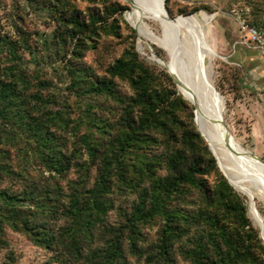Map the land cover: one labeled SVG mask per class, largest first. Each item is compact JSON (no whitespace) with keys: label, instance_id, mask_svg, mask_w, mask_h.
Returning <instances> with one entry per match:
<instances>
[{"label":"trees","instance_id":"trees-1","mask_svg":"<svg viewBox=\"0 0 264 264\" xmlns=\"http://www.w3.org/2000/svg\"><path fill=\"white\" fill-rule=\"evenodd\" d=\"M76 1L31 4L55 22L45 44L69 54V89L85 103L58 93L51 78L23 61L21 39L0 33V178L21 184L0 187V246L11 229L52 251L46 264H132L124 243L155 264H177V253L190 264H264L261 230L169 73L141 58L135 42L105 73L82 61L102 35L120 33L112 14L126 23L129 7L87 0L95 5L83 11ZM257 19L248 20L264 29ZM74 167L80 178L64 183ZM119 194L135 198L123 221L109 224ZM152 222L159 223L157 242L144 250Z\"/></svg>","mask_w":264,"mask_h":264},{"label":"rangeland","instance_id":"rangeland-1","mask_svg":"<svg viewBox=\"0 0 264 264\" xmlns=\"http://www.w3.org/2000/svg\"><path fill=\"white\" fill-rule=\"evenodd\" d=\"M110 1L129 7L123 14L126 23L120 20L118 13L112 14L111 20L113 18L118 19L120 33L118 35H102L96 45L97 47L89 49L82 61L94 67L96 72L105 73L106 68L120 56L124 48L135 42L141 58L160 70L167 71L169 75L171 72L177 79L175 64L168 52L152 40L141 36L131 24L127 15L128 10L131 9L130 3L126 0ZM76 5L86 11L88 6L95 4L87 0H77ZM34 7L31 0H0V33L8 35L12 39H21L20 53L23 61L30 69H40L42 73L51 78L58 93L73 101L87 102V97L82 96L81 100L77 93L69 89L70 78L65 67V61L69 54L67 58L61 57V54H55L54 48L49 50L45 44V39H49L55 22L52 18L47 17L45 11L35 10ZM233 7H236L246 19L253 21L255 15L259 23H264V0H219V2L212 0H168L166 4V8L172 17L178 15L197 17L201 11L215 14L210 22L204 26L206 40L215 51V56L206 57V63L209 66L216 92L217 90L220 91L225 98L221 117L226 121L232 134L230 140L227 139L229 134L221 123L219 129L225 139L226 146L239 157L246 156V154L251 155L250 151H252L264 158V55L258 49L240 42L241 32L237 21L231 14ZM150 24L157 34L162 33V28L157 21H150ZM146 41L150 42L157 55L166 61L158 59L148 49ZM118 82L121 89L129 93L128 84L124 81ZM175 85L187 100L179 81L178 86L176 83ZM217 94L219 95L218 92ZM219 97L221 100L220 95ZM93 100L100 101L98 98ZM187 101L192 105L189 100ZM192 109L194 112L193 105ZM72 111L77 112V110ZM195 126H197L196 123ZM69 144L70 142H68ZM251 157L256 162L261 163L252 155ZM20 161V157L15 153L13 165L17 166ZM80 175L78 168L74 167L68 172L63 182L66 183L67 179H79ZM89 175V181H92L96 175V168H92ZM5 186L20 188L21 184L18 180L8 177L0 178V187ZM238 192L248 204V214L253 225L261 230V226H264V198L256 195L253 205H251L249 197L239 190ZM133 198H135L134 194L116 195L115 209L108 213L107 222L115 225L122 222L123 211L129 209ZM158 230V222H152L145 227L146 237L140 242L144 250L151 248L157 242ZM6 232L8 244L0 246V264H46L50 260L53 252L34 244L27 235L11 229H7ZM124 245L132 264H155V262L150 261L151 258L147 253L139 258L129 252L127 243ZM176 257L177 264H190L189 261L182 259L179 253ZM148 258L150 259L148 260Z\"/></svg>","mask_w":264,"mask_h":264},{"label":"bare ground","instance_id":"bare-ground-1","mask_svg":"<svg viewBox=\"0 0 264 264\" xmlns=\"http://www.w3.org/2000/svg\"><path fill=\"white\" fill-rule=\"evenodd\" d=\"M126 1L131 5L128 18L138 33L163 47L174 62L177 79L194 107L197 129L211 146L222 170L236 188L249 197L251 205L256 195L264 198V164L256 162L249 154L239 157L232 152L226 146L220 123L215 120L221 118L225 104L215 90L206 63V57L212 58L215 51L204 35V26L215 14L201 11L197 17L178 15L168 18L162 0ZM150 21L160 24L161 34L154 31Z\"/></svg>","mask_w":264,"mask_h":264},{"label":"built area","instance_id":"built-area-1","mask_svg":"<svg viewBox=\"0 0 264 264\" xmlns=\"http://www.w3.org/2000/svg\"><path fill=\"white\" fill-rule=\"evenodd\" d=\"M231 14L237 21L241 32L240 42L258 49L264 55V29L243 17L236 7L232 8Z\"/></svg>","mask_w":264,"mask_h":264},{"label":"water","instance_id":"water-1","mask_svg":"<svg viewBox=\"0 0 264 264\" xmlns=\"http://www.w3.org/2000/svg\"><path fill=\"white\" fill-rule=\"evenodd\" d=\"M162 6H163V10H164V12H165V14H166V17L170 18L171 15H170V13L168 12V10H167V8H166L165 0H162ZM146 46L148 47V49H149L150 51H152V53H153L155 56L158 57V59H160V60H162V61H166V59H164L163 57H160V56L157 55V53L153 50L152 46L150 45V42L146 41ZM170 75H171L173 81H174V82L177 84V86H178V81H177V79L174 77V75H173L171 72H170ZM217 92L221 95V97H222V99H223V101H224V104H225V98H224V95H223L220 91H218V90H217ZM215 120H216L217 122L221 123V124L224 126V128L227 130V133L229 134L227 139L230 140V138L232 137V134H231V132H230V129L228 128V125H227L226 121L223 119V117H221V118H215ZM194 121H195V117H194ZM196 127H197V126H196ZM199 132H200V131H199ZM200 134L202 135L201 132H200ZM202 137H203V135H202ZM228 144H229V146L231 147V145H230L229 142H228ZM209 149L212 151V148H211L210 145H209ZM212 153H213V155L215 156V158H216V160H217V157H216V155L214 154L213 151H212ZM250 154H251L253 157H255L258 161H260L261 163L264 164V158H263V157H260L259 155H257L256 153H254V152H252V151H250ZM217 164H218V166L220 167V169L222 170L221 166H220L219 163H218V160H217ZM222 171H223V170H222ZM223 173H224V175L227 177V179H228V181L230 182V184L233 185V187L238 191V189H237L236 186L232 183V181L230 180V178L228 177V175H227L224 171H223ZM260 234H261V237H262L263 240H264V226H261V232H260Z\"/></svg>","mask_w":264,"mask_h":264},{"label":"crops","instance_id":"crops-1","mask_svg":"<svg viewBox=\"0 0 264 264\" xmlns=\"http://www.w3.org/2000/svg\"><path fill=\"white\" fill-rule=\"evenodd\" d=\"M180 1H183V0H180ZM213 2H219V0H212Z\"/></svg>","mask_w":264,"mask_h":264}]
</instances>
